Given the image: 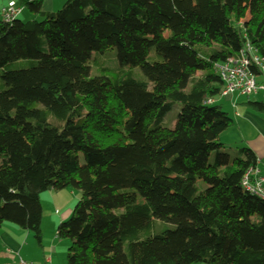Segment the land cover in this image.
Masks as SVG:
<instances>
[{"label":"trees","instance_id":"1","mask_svg":"<svg viewBox=\"0 0 264 264\" xmlns=\"http://www.w3.org/2000/svg\"><path fill=\"white\" fill-rule=\"evenodd\" d=\"M27 7L40 20H0V230L41 244L42 195L71 188L80 198L57 229L67 264H264V199L242 186L257 158L221 142L233 120L208 103L224 86L217 62L246 40L264 57V0ZM111 49L118 69L93 74Z\"/></svg>","mask_w":264,"mask_h":264},{"label":"rangeland","instance_id":"2","mask_svg":"<svg viewBox=\"0 0 264 264\" xmlns=\"http://www.w3.org/2000/svg\"><path fill=\"white\" fill-rule=\"evenodd\" d=\"M249 11V6H245L244 15ZM242 23L246 20L242 14ZM91 69L93 74L99 73V75L104 74L99 72V67L104 69L116 70L118 69L117 62V52L115 49L108 50L104 54L93 55L91 59ZM196 75H199L197 73ZM143 77V76H142ZM9 76L7 80L0 84V87H6L8 84ZM28 92V91H27ZM31 94V91L28 92ZM240 102H247L249 100H261L262 94L257 96H242L239 93ZM223 96H217L216 100L219 105L223 106V110H226L228 104L225 102ZM180 103H176L174 107L165 114L163 117L162 125L168 128H173L177 119V115L181 108ZM53 118L49 116V120ZM52 123L59 124L57 121H52ZM221 137V136H220ZM222 142V141H221ZM80 198V192L71 188H66L63 190H49L41 197V204L43 209V218L41 224L42 240L41 244L31 236V242L27 241V244L21 239V245L23 251L15 255V263L20 264V260L26 262H31L34 264H67V250L71 244L68 239H60L57 237V229L60 223L66 222L70 219L73 209ZM71 214L67 216L68 213ZM66 216V217H65ZM173 229L172 225L167 224H157L156 229ZM25 240V239H24ZM5 250L3 246L0 245V251ZM5 254L6 252L3 251ZM12 260V259H11ZM1 264H6L4 260H1ZM202 264V263H199Z\"/></svg>","mask_w":264,"mask_h":264},{"label":"crops","instance_id":"3","mask_svg":"<svg viewBox=\"0 0 264 264\" xmlns=\"http://www.w3.org/2000/svg\"><path fill=\"white\" fill-rule=\"evenodd\" d=\"M16 2L22 11L17 19L26 22L31 20H40V17L32 14L28 7L27 2L35 0H0V20L1 8L8 5L10 2ZM41 2L42 11L44 13H53L62 8L67 0H37ZM243 17L245 20L249 18V11ZM10 79V75H9ZM225 102L228 104L224 110L233 120L232 126L221 134L220 140L227 147L234 148H249L253 151L257 158V173L259 176L264 177V113L254 110L248 105L247 102H240L238 94H231L225 97ZM254 101H262L254 100ZM214 103L218 102L214 99ZM223 109V106L220 105ZM71 214L68 213L67 216ZM66 217V216H65ZM30 233L20 230L15 226L5 224L0 230V245L6 252L0 251V263L4 260L6 264L15 263V255L23 251L21 239L25 244L27 241L31 242ZM25 239V240H24ZM12 259V260H11Z\"/></svg>","mask_w":264,"mask_h":264},{"label":"built area","instance_id":"4","mask_svg":"<svg viewBox=\"0 0 264 264\" xmlns=\"http://www.w3.org/2000/svg\"><path fill=\"white\" fill-rule=\"evenodd\" d=\"M21 11V7L12 1L1 8V20L7 24L11 23L18 18ZM251 67L260 71L262 81L259 82L258 77L251 73ZM215 68L224 85L221 96L235 93L242 96L262 94L264 102V57L258 55L250 41L246 40L244 47L236 56L217 62ZM208 103H214V99L208 100ZM242 186L248 192L264 199V177L258 175L257 168H251L246 172ZM20 264L34 263L21 259Z\"/></svg>","mask_w":264,"mask_h":264},{"label":"bare ground","instance_id":"5","mask_svg":"<svg viewBox=\"0 0 264 264\" xmlns=\"http://www.w3.org/2000/svg\"><path fill=\"white\" fill-rule=\"evenodd\" d=\"M8 76L9 74L0 70V84L3 83L5 80H7ZM27 91L29 92L30 90L27 89Z\"/></svg>","mask_w":264,"mask_h":264}]
</instances>
